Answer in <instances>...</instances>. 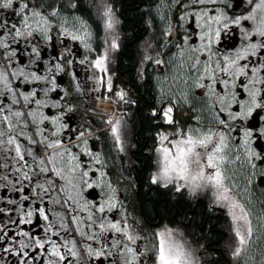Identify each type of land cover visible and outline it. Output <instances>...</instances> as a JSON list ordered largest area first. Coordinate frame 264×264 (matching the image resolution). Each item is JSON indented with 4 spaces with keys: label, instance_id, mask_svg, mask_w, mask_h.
Here are the masks:
<instances>
[{
    "label": "snow or ice",
    "instance_id": "snow-or-ice-1",
    "mask_svg": "<svg viewBox=\"0 0 264 264\" xmlns=\"http://www.w3.org/2000/svg\"><path fill=\"white\" fill-rule=\"evenodd\" d=\"M242 2L148 0L141 28L129 35L114 0H0V264H216L179 226L143 230L128 211L134 179L123 165L114 174L90 144L92 129L68 118L75 104L67 97L85 90L78 66L96 91L114 95L118 109L138 103L124 87L113 92L110 64L126 44L137 46L133 79L157 88L145 116L156 122L145 185L204 197L222 225V247L213 251L228 264L242 257L255 264L259 250L264 264V209L256 214L246 186L264 170L256 143L264 138V0H247L237 14ZM190 19L195 39L184 28ZM237 29L238 44L231 36ZM177 57L187 69L179 96L164 89L167 74L153 84L149 72ZM62 76L71 88L62 87ZM193 88L205 104L182 124L176 109ZM101 122L112 151L127 156L133 146L122 114ZM233 164L241 178L249 170L244 187L226 167ZM95 190L98 198H90Z\"/></svg>",
    "mask_w": 264,
    "mask_h": 264
},
{
    "label": "flooded vegetation",
    "instance_id": "flooded-vegetation-1",
    "mask_svg": "<svg viewBox=\"0 0 264 264\" xmlns=\"http://www.w3.org/2000/svg\"><path fill=\"white\" fill-rule=\"evenodd\" d=\"M81 2L85 6L88 4V0H81ZM147 2L148 0H114V7L116 8L117 14L121 15V19L124 22L122 31L131 35L141 28L139 13L144 10ZM168 2H170V0H168ZM237 2H239V0H237ZM246 7L247 0H243V2L240 3V7L236 8L235 11L239 14ZM80 14L87 16V13ZM2 15H4V13L0 11V16ZM128 21L130 24H127ZM133 22H135V27H133ZM243 23L246 27H251L250 22L244 21ZM184 28L189 35H192L193 39H195L194 34L199 30L195 27L194 20L190 19L185 22ZM157 35H159V33H157ZM231 36L234 37L235 42L238 44V29L231 33ZM173 38L177 39L175 31L173 33ZM130 45L131 44H126L124 49L117 54V58L110 64L114 83L113 92L116 87H124L129 90V94L136 99L138 103L121 106V109H118L114 95L108 94L106 88H101L99 92L96 91L91 82L86 79V68L78 66L76 72L79 73V80L85 90L83 92L73 91L67 97L70 102L75 104V110L72 113H68V118L72 122L73 127L83 125L92 129L94 135L89 136L90 144L93 146L94 150L102 151L105 157L108 158L109 168L114 174L118 172L123 165L125 175L134 179L135 183L132 187L128 188L126 192L128 211L139 218L142 222L140 226L143 230L150 233L153 229L164 226V223H169V226L173 228L179 226L194 246L199 247L203 245L205 248H208L210 253L209 258L214 257L216 264H228L230 258L226 254L221 255L220 252L213 251V249L222 247L221 244L218 243L221 239L220 228L222 225L220 220L215 217V214L209 211L207 199L202 196L188 198L186 194L181 197L180 194H175L168 190L149 189L144 183V178L150 171L148 167L150 163L148 160V149L152 144V134L156 131V128L153 127L156 122L145 119V116L149 112V105L154 103L153 97L157 96V88L152 87L150 89L147 84L143 87H139V81L133 79L138 52L135 48L129 52ZM76 50L80 51V49ZM173 51H175V49H173ZM47 54L46 52L45 55ZM165 59L167 60V57ZM149 72L153 78V84H155L157 79L162 77V74H167L168 79L163 82V87L165 90L170 87L172 92L177 96H179L182 89L187 90L184 83L187 69L180 66L179 57L175 59L174 65L165 64L160 66V69L156 72H153L150 68ZM60 81L62 87L71 88L68 77L62 76L60 77ZM105 94L109 95L110 98H103ZM52 95L55 98V93ZM97 96H100L99 99L106 102L105 104L108 107L105 108V112H101L98 104L99 99L96 98ZM204 104L205 99L202 90L195 88L191 89L189 92V102L184 103L182 101L176 109L177 118L180 119L183 124L187 121L189 116L194 114L192 109H196L197 112H200ZM114 113L122 114L129 129V141L133 147L128 152L127 156H117L111 149L110 141L104 135L105 125L101 122V116L113 115ZM202 114L205 115V117L207 116L206 113ZM95 136H99V139H96ZM256 143L261 148H264V138L259 139ZM128 161H131V167H129ZM242 161L243 157L241 158V162ZM226 167L237 173L240 186L244 187L246 181L249 179V170L245 167L243 178H241L239 169L236 165H226ZM246 186L251 192L256 214L259 215L261 209H264V170L258 169L257 174L251 178V183H247ZM0 192H4V190L0 189ZM96 192H98V190H95L90 198H98ZM151 192L160 195L161 200L164 201L163 211L170 214L169 222H167L168 220L166 219L160 218L158 210H155L154 222L143 214V198L146 200L149 196H153ZM121 194H125L123 188ZM134 210L137 211V214L134 213ZM210 225H216L217 227L210 233L211 239H205L208 235L205 230L208 229ZM25 227L33 228L34 231H38V229H35L33 226L26 225ZM261 243L264 244V242ZM244 260L245 258L242 257L240 264H244ZM98 264H104V262L100 261ZM255 264H261L259 250L255 253Z\"/></svg>",
    "mask_w": 264,
    "mask_h": 264
},
{
    "label": "trees",
    "instance_id": "trees-1",
    "mask_svg": "<svg viewBox=\"0 0 264 264\" xmlns=\"http://www.w3.org/2000/svg\"><path fill=\"white\" fill-rule=\"evenodd\" d=\"M127 24H130L129 21H128ZM134 48L137 49V46L135 44H131L129 46V52H130V50L132 51V49H134ZM141 187H142V185H141ZM151 194L153 196H149L148 199L145 200L143 198V201H142V206H143L142 211H143V214L145 216H147L148 219H152L151 221L154 222V220H155V213H156L155 210H158L159 211V214H160V218L161 219H166V220H168L167 222H169L170 221L169 220L170 214L165 213L163 211L164 201L161 200L160 195H158L157 193L151 192ZM136 210H137V207H136ZM162 211L164 212V214H163ZM134 213L137 214V211L134 210ZM164 224L165 225H168V226L170 225L169 223H164Z\"/></svg>",
    "mask_w": 264,
    "mask_h": 264
},
{
    "label": "built area",
    "instance_id": "built-area-1",
    "mask_svg": "<svg viewBox=\"0 0 264 264\" xmlns=\"http://www.w3.org/2000/svg\"><path fill=\"white\" fill-rule=\"evenodd\" d=\"M98 104H99V105H103V106L105 105V103H101V102H98ZM100 109H101V111H102V112H105V111H104V110H105V108H104V107H102V106H101V108H100Z\"/></svg>",
    "mask_w": 264,
    "mask_h": 264
},
{
    "label": "rangeland",
    "instance_id": "rangeland-1",
    "mask_svg": "<svg viewBox=\"0 0 264 264\" xmlns=\"http://www.w3.org/2000/svg\"><path fill=\"white\" fill-rule=\"evenodd\" d=\"M105 107L107 108L108 106L107 105H105ZM114 159V158H113ZM115 160V159H114Z\"/></svg>",
    "mask_w": 264,
    "mask_h": 264
}]
</instances>
